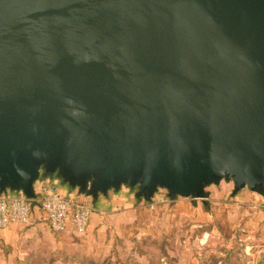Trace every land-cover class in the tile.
I'll return each mask as SVG.
<instances>
[{
  "label": "water",
  "instance_id": "obj_1",
  "mask_svg": "<svg viewBox=\"0 0 264 264\" xmlns=\"http://www.w3.org/2000/svg\"><path fill=\"white\" fill-rule=\"evenodd\" d=\"M264 198V0H0V193Z\"/></svg>",
  "mask_w": 264,
  "mask_h": 264
},
{
  "label": "rangeland",
  "instance_id": "obj_2",
  "mask_svg": "<svg viewBox=\"0 0 264 264\" xmlns=\"http://www.w3.org/2000/svg\"><path fill=\"white\" fill-rule=\"evenodd\" d=\"M123 187L97 197L135 196L137 188ZM205 192L204 200H171L159 189L149 202L93 209L81 234L56 233L38 213L0 235V264H264V198L247 188L234 193L225 180Z\"/></svg>",
  "mask_w": 264,
  "mask_h": 264
},
{
  "label": "built area",
  "instance_id": "obj_3",
  "mask_svg": "<svg viewBox=\"0 0 264 264\" xmlns=\"http://www.w3.org/2000/svg\"><path fill=\"white\" fill-rule=\"evenodd\" d=\"M38 204L44 219L56 233H66L69 226L77 234L86 230L92 207L75 198H67L53 189H43L39 200L24 195L0 198V230L10 225H30L34 205Z\"/></svg>",
  "mask_w": 264,
  "mask_h": 264
},
{
  "label": "crops",
  "instance_id": "obj_4",
  "mask_svg": "<svg viewBox=\"0 0 264 264\" xmlns=\"http://www.w3.org/2000/svg\"><path fill=\"white\" fill-rule=\"evenodd\" d=\"M53 189L57 192H59L62 196L67 197V198H76V193H79L77 188H71L67 183H64L63 180L57 176V173L54 174H46L44 171H40L39 178L37 181L33 184V192L35 195V198L33 200H39L40 195L43 189ZM124 188V187H123ZM137 192V191H136ZM80 194V193H79ZM22 195L19 192H14L9 189L6 191L0 193V198L3 197H13V196H19ZM82 195V194H80ZM136 195V193H135ZM83 196V195H82ZM110 196L106 197H97L95 200H92L90 203V206L92 209L95 211H105L109 212L111 208L115 207H120V206H125V205H130L133 204L134 202H137V198L134 195H131L128 192H114V195L109 199ZM143 199V198H141ZM79 200V199H77ZM144 200V199H143ZM82 201V200H79ZM84 202V201H82ZM37 207V206H36ZM39 207V206H38ZM33 208L32 215H31V222H33V218L35 215L39 213V216L44 219L43 214L41 213L40 207L39 208ZM18 225H10L8 228L4 230H0L1 236H7L11 231L19 229ZM68 231H73L72 227L69 226Z\"/></svg>",
  "mask_w": 264,
  "mask_h": 264
}]
</instances>
